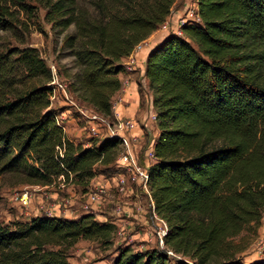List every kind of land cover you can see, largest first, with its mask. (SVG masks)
<instances>
[{"label":"trees","instance_id":"obj_1","mask_svg":"<svg viewBox=\"0 0 264 264\" xmlns=\"http://www.w3.org/2000/svg\"><path fill=\"white\" fill-rule=\"evenodd\" d=\"M29 2L46 10L52 30L75 28L64 39L79 70L68 88L111 119L123 59L176 4L90 0L92 14L79 0H0V34L24 26L17 12L34 17ZM195 3L200 22L184 24L183 36L169 34L145 64L159 130L148 186L154 211L167 224L166 250L125 248L112 264H173L169 251L194 264H264L237 258L243 249L230 242L264 218V0ZM52 81L36 49L0 50V177L47 187L63 175L89 186L99 165L115 164L120 140L105 137L85 147L69 139L51 107ZM117 231L94 213L0 221V264H71L68 252L79 241L106 244Z\"/></svg>","mask_w":264,"mask_h":264},{"label":"rangeland","instance_id":"obj_2","mask_svg":"<svg viewBox=\"0 0 264 264\" xmlns=\"http://www.w3.org/2000/svg\"><path fill=\"white\" fill-rule=\"evenodd\" d=\"M194 2L195 0H176V4L172 9L174 20L187 17V12L190 9H194L197 12V8L193 5ZM79 3L80 7L83 9L89 8L88 10L93 14L90 0H79ZM29 4L35 7L33 10L34 17H30L24 12H17L24 26L19 25L13 33H1L0 50L6 52L13 49H36L39 57L44 60L52 71L53 81L51 85L54 87V91L51 98V107L58 114L59 121L64 125V130L69 139L84 143L85 147L92 144L93 140L104 139L107 134L106 127L104 125L100 126L101 136L94 137L89 121L80 111H88L92 116L97 115V112L90 105L81 101L68 88L73 83L72 78L79 70L76 59L71 54L72 51L64 44V39L67 35L73 34L75 28L72 27L61 34L52 30L51 24L45 19L46 10L35 2H29ZM59 85L65 87L66 94ZM114 106L112 99V119L100 115L111 125H114L117 119V112ZM152 115L156 114L153 113L149 116L151 121H153ZM119 118L121 120L129 119ZM153 122L156 123V121ZM150 146L151 144L146 148H141L139 145L138 150L145 151ZM97 169L99 171L97 180H106L111 185L110 191L103 194V202L99 207L90 206L87 202V193L94 191L93 185L98 183L97 180L91 181L89 186H81L74 180H65V187H62L59 181H56L52 186L40 187L19 185L10 175L0 177V221L3 223L28 221L34 217L48 215L54 217L55 215L57 217L67 216L69 217L68 219H76L84 214L94 213L98 221H111L117 226L118 231L109 243L79 241L68 252L71 264H112L119 251L125 248H131L134 252H142L154 248L166 250L165 244L162 245L160 243L157 234L162 224L159 220L153 218L151 209L150 212L147 210V214L145 213L143 220H141V217H137L136 211L130 213V216H126L127 214L121 213V210L116 207L117 205L110 202L113 201V199H110V195L113 196L112 191L117 192L116 189L118 188L115 186L114 178H118L123 169L118 168L116 162L108 167L99 165ZM132 184L137 185L135 183ZM22 191H27L30 194L32 202L28 208H22L14 200L16 193ZM132 208L134 209L135 206H132ZM156 223L159 225L157 226ZM152 226L154 228H151ZM230 242L235 247L243 249V252H240L237 258L242 259L246 263L258 258L264 259V218L261 227L255 228L251 226L239 236L230 239ZM175 259L183 260L185 264H194L181 255L172 256L171 262L173 264Z\"/></svg>","mask_w":264,"mask_h":264},{"label":"crops","instance_id":"obj_3","mask_svg":"<svg viewBox=\"0 0 264 264\" xmlns=\"http://www.w3.org/2000/svg\"><path fill=\"white\" fill-rule=\"evenodd\" d=\"M193 5L197 8L195 2ZM167 36V34L156 31L149 39L137 47L130 57L123 59L126 71L119 75L122 82V88L113 97L115 105L114 109L119 114V117L129 118L136 121L134 134L138 138L141 148H146L149 144H153V147H155V142L159 135L156 123L149 118L151 114H156V112L152 104L154 95L149 90V81L145 77L146 59L151 50ZM140 83L142 84V89L140 88ZM151 138H153L152 141H150ZM140 158L142 163H146V158L144 157L143 152L140 153ZM96 180L97 177L94 181ZM114 180L117 188L118 178L115 177ZM97 181L99 185L105 188L106 193L107 191H110V183H107L106 180ZM116 190L117 192L112 191L113 196L110 195V199H113V201L110 202L117 205L116 207L121 210V213H126V216H130V213L136 211L137 217H141V220H143L144 214L147 210L150 212L151 209L153 213L154 202L150 201L146 195L141 193L142 191H140L141 189L137 187V185L131 184L125 186V189L122 191L118 188ZM132 206H135V208L133 209ZM62 217L69 218L67 216ZM153 218L160 221V218H156L155 216ZM156 225L158 226L159 224L156 223ZM151 228L154 227L152 226Z\"/></svg>","mask_w":264,"mask_h":264},{"label":"built area","instance_id":"obj_4","mask_svg":"<svg viewBox=\"0 0 264 264\" xmlns=\"http://www.w3.org/2000/svg\"><path fill=\"white\" fill-rule=\"evenodd\" d=\"M195 11L194 9H190L187 12V17L178 20H174L173 11H172L171 14L165 20V22L160 26L158 31L166 34H175L178 36H183L182 26L184 24L192 21L200 22V17L198 15V12ZM59 87L66 94L65 87L63 85H59ZM80 112L89 121L90 123L89 126L91 131L93 132L94 137L101 136L99 128L100 126L104 125L107 129L106 137L118 138L120 140V147L122 149V152L117 158L116 163L118 168H122L124 172L120 173L118 177L117 187L122 191L125 189V186L135 183L142 189V191L145 194L149 196L150 200H152L148 183H149V168L151 164L155 161V150L153 144L145 150L146 163L144 166L141 165L140 156H139L140 151L138 150L139 141L134 134V129L136 126L135 120L133 119L121 120L118 117V114L116 113V118H117L116 123L114 125H111L108 122H106L100 115L98 116V114L92 116L91 113H89L88 111L81 110ZM152 119L153 121H156V115H152ZM57 121L58 124L63 125L61 121H59V117H57ZM62 153L63 151H61V155ZM65 180L66 178L62 175L58 178L57 181H59L62 187H65V183H66ZM93 187H94V191L87 193V202L90 206L93 205L99 206L103 202V194L106 193V190L98 183L93 185ZM14 200L22 208L30 207L32 202L30 194L27 191L16 193ZM153 214L156 218H158V216L154 211V206H153ZM160 221L162 227L159 228L157 234L160 239V243L163 245L164 237L167 234L168 228H167V224L163 220L160 219ZM168 254L170 256H175V254L171 251H169Z\"/></svg>","mask_w":264,"mask_h":264}]
</instances>
